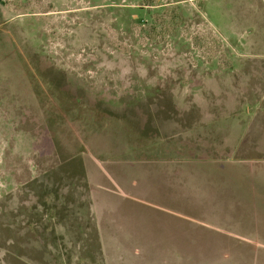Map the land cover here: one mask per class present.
I'll list each match as a JSON object with an SVG mask.
<instances>
[{
  "label": "rangeland",
  "instance_id": "374dc122",
  "mask_svg": "<svg viewBox=\"0 0 264 264\" xmlns=\"http://www.w3.org/2000/svg\"><path fill=\"white\" fill-rule=\"evenodd\" d=\"M228 159L264 161V0H0V264H264Z\"/></svg>",
  "mask_w": 264,
  "mask_h": 264
},
{
  "label": "crops",
  "instance_id": "0c3cea01",
  "mask_svg": "<svg viewBox=\"0 0 264 264\" xmlns=\"http://www.w3.org/2000/svg\"><path fill=\"white\" fill-rule=\"evenodd\" d=\"M239 162L240 161L233 160V159L231 160L228 159V160H225V162H223V164H225V166H229L227 168H230L231 170L230 176H232V178L228 179L229 183H227L230 185L229 187H234L235 192L239 190V187L246 186L247 182L255 189L264 187V161H259L261 164L259 162H254V165L248 167V174H246V178H249V179H246V180L237 178L239 172L242 169L246 171V168H247L246 166L239 165L238 164ZM222 232L225 234H234L224 229H222ZM178 258L182 259V254H179ZM226 262L227 261H223V260L218 261L217 259H205V263L203 264H226ZM230 264H233V263L231 262ZM255 264H260V262H255Z\"/></svg>",
  "mask_w": 264,
  "mask_h": 264
}]
</instances>
